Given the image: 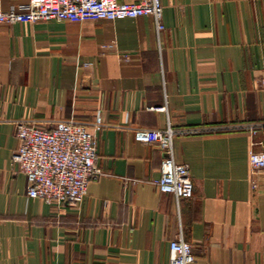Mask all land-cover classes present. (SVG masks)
Listing matches in <instances>:
<instances>
[{"label": "crops", "instance_id": "crops-1", "mask_svg": "<svg viewBox=\"0 0 264 264\" xmlns=\"http://www.w3.org/2000/svg\"><path fill=\"white\" fill-rule=\"evenodd\" d=\"M160 1L161 31L152 16L0 25V264H169L180 237L193 264H264V173L249 159L264 138V0ZM98 114L104 174L84 200L30 199L16 123ZM169 126L190 199L159 191L164 154L135 141Z\"/></svg>", "mask_w": 264, "mask_h": 264}, {"label": "built area", "instance_id": "built-area-1", "mask_svg": "<svg viewBox=\"0 0 264 264\" xmlns=\"http://www.w3.org/2000/svg\"><path fill=\"white\" fill-rule=\"evenodd\" d=\"M152 16L163 30V6L160 0H27L8 10L0 7V25L37 22H73L123 20ZM92 127V132L89 128ZM106 126L100 114L92 124L74 119L47 121L22 120L16 123L19 147L12 158L17 173L27 180V196L50 206L77 205L88 194L89 183L104 172L99 164L96 132ZM264 135V123L256 125ZM255 128V127H251ZM196 129L185 130L194 134ZM177 131L136 129L135 141L156 144L164 154L161 177L156 181L162 194L177 199L194 197V184L187 165L175 161L173 139ZM261 150L249 154L253 173H264V138ZM192 245L183 237L170 243L169 264H193Z\"/></svg>", "mask_w": 264, "mask_h": 264}]
</instances>
